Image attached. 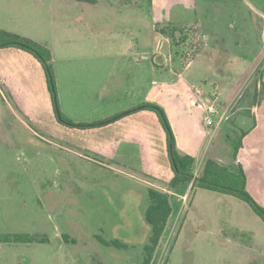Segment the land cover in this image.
I'll return each instance as SVG.
<instances>
[{"label": "rangeland", "instance_id": "1", "mask_svg": "<svg viewBox=\"0 0 264 264\" xmlns=\"http://www.w3.org/2000/svg\"><path fill=\"white\" fill-rule=\"evenodd\" d=\"M103 1L105 9L119 4ZM146 1L147 65L161 68L158 74H165L169 83L178 82L180 75L194 92L214 93L213 98L217 92L238 93L245 96L244 102L240 99L241 107L248 105L255 90L259 92L256 85L264 92V39L260 34L264 0H155L154 6ZM140 3L144 5L143 0ZM21 4L12 0L0 4L1 27L16 29L23 20L47 22L48 0L17 7ZM105 23H109L106 17ZM220 36L226 41L221 43ZM110 37L105 32V40ZM38 80L32 77L19 84L20 90L40 91ZM0 91V235L28 234L47 240L0 243V264H117V259L111 261L104 254L109 245L104 247L95 236L102 238V230L111 235V226L125 220L126 213L138 220L142 211L146 220L150 199L141 180L152 178L140 175L136 163H105L111 165L108 168L97 158L71 154L47 125L41 128L45 117L42 124H34L17 109L5 84H0ZM190 94L183 88L179 98L187 110L195 109ZM194 98L198 105L195 94ZM251 123L253 119L245 113L231 115L219 131H214L215 126L207 128L214 134L213 148L220 151L225 166L233 165L236 144ZM157 158L166 161L161 155ZM164 165L154 169L162 170ZM247 192L264 208L258 179L249 178ZM101 204L110 210L99 211ZM171 206L172 215L152 264H163L167 256V264H264V221L247 203L196 185L186 200L171 197ZM131 223L130 229L139 232L135 240L140 239L144 229L138 222ZM122 225L119 236L135 242L125 250L132 254L125 264H140L141 244ZM169 246H173L171 251Z\"/></svg>", "mask_w": 264, "mask_h": 264}, {"label": "crops", "instance_id": "2", "mask_svg": "<svg viewBox=\"0 0 264 264\" xmlns=\"http://www.w3.org/2000/svg\"><path fill=\"white\" fill-rule=\"evenodd\" d=\"M12 1L22 2L17 7H23L24 2L30 6L34 0ZM115 1L119 3L116 7L108 6L105 9L103 0H48L47 22L23 20L17 22L16 29L0 26V30L21 34L50 49L59 106L65 118L77 124H91L111 119L145 103H153L164 108L179 152L195 159L196 177L201 175L207 160L225 166L222 154L216 147L213 148L214 134L206 126L208 114L193 101V87L187 85L180 75L178 82L169 83L165 74H158L161 68L147 65V1L143 0L144 5H141L140 0L139 4L137 0ZM5 2L8 0H0V4ZM149 3L154 6L155 0ZM17 7L15 12L19 16L21 11ZM105 17L109 20L108 24L105 23ZM105 32L111 35L109 41L105 40ZM260 34H263L264 39V24ZM218 38L221 43L226 41L222 36ZM153 72H156L154 76ZM32 77L39 78L40 91L25 93L20 90L19 84L30 81ZM261 82L264 84V77ZM1 83L9 90L17 109L34 124L40 125L42 117L46 118L41 128L47 125L55 138L63 139L71 154L97 158L108 168L111 165L105 163H136L140 167V175L165 183L161 187L156 180L151 182L152 179H142L147 190L155 188L177 199L186 200L190 191L194 190L195 185L191 183L177 188L178 191H170L169 185L174 173L168 157L167 138L154 112L140 110L105 126L91 129L62 125L56 117L41 63L31 54L17 48L0 49ZM256 87L259 92L254 91L255 95L247 100L246 107L240 106V99L244 102L245 96L231 91L227 94L217 92L215 104L220 111L217 116L222 115L223 121L214 131H219L231 119V115L244 116L248 113L251 116L253 124L243 129L239 140L241 146L236 155L234 152L233 165L227 164L226 167L234 171L241 168L247 177V186L250 177L258 179L264 192V92L260 90V85ZM183 88L191 93L189 98L195 109L187 110L185 103L179 99ZM215 89L218 91V86ZM205 94L213 97L214 93ZM245 119L248 120V117L245 116ZM159 155L166 161L159 162ZM158 164H165L162 170L154 169ZM98 207L103 213L110 210L102 204ZM131 216L126 213L123 217L125 220H118V223H123L122 227L127 229V234L141 244L140 264H144V249L151 237V227H147L144 212L137 214L138 220ZM131 222H138L144 229L140 239L135 240L139 232L130 229ZM118 223L111 226L109 236L102 230L101 238L106 242H116L118 246H106L98 236L95 238L106 246L104 254L108 259H117V264H125L126 259L132 255L125 250L132 249L135 242H127L119 236Z\"/></svg>", "mask_w": 264, "mask_h": 264}, {"label": "trees", "instance_id": "3", "mask_svg": "<svg viewBox=\"0 0 264 264\" xmlns=\"http://www.w3.org/2000/svg\"><path fill=\"white\" fill-rule=\"evenodd\" d=\"M6 48H17L23 50L34 56L41 63L45 72L47 86L52 98L56 117L62 125L71 128L91 129L105 126L140 110L154 112L157 115L167 138L168 157L174 173V177L169 185L170 191L176 190L181 185L194 183V185H197L199 188L236 197L237 199L247 203L253 212L264 221V208L260 206L247 192V177L241 168L234 171L214 160H207L204 165L202 175L200 177L195 176V159L191 156L181 154L177 149L175 134L164 108L153 103H145L102 122L91 124L74 123L65 118L60 110L57 84L53 68V58L50 49L29 38L0 30V49ZM240 146L241 142H239L236 147L235 155L237 154ZM148 193L150 205L145 213V219L151 227V237L149 243L144 249V264L153 263L173 211L171 206V195L169 193L155 188H149ZM99 239L105 245L113 244L118 246V243L116 242H106L101 238ZM45 242H47L46 239H40L28 234L0 235V243L3 244H29ZM168 261L169 257L167 258L165 264H167Z\"/></svg>", "mask_w": 264, "mask_h": 264}, {"label": "built area", "instance_id": "4", "mask_svg": "<svg viewBox=\"0 0 264 264\" xmlns=\"http://www.w3.org/2000/svg\"><path fill=\"white\" fill-rule=\"evenodd\" d=\"M196 98H197V102H198V105H200L206 112H207V117H206V126L207 127H212V126H215V128H219L222 121H223V116H218V119L215 121L213 119H211L210 116H217L220 111L219 109L217 108L216 104H215V98L213 97H210V96H207L205 93H203L202 91L200 90H196L194 92ZM173 248V246H169V251H171ZM168 249L166 252H164V256L165 255H168ZM168 256L165 258L163 264H165L166 260H167ZM162 262V261H161ZM161 264V263H160Z\"/></svg>", "mask_w": 264, "mask_h": 264}]
</instances>
